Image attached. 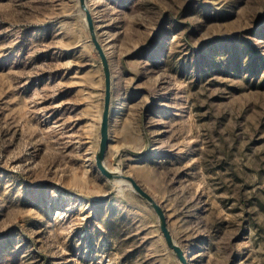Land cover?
Returning a JSON list of instances; mask_svg holds the SVG:
<instances>
[{
	"label": "rangeland",
	"instance_id": "rangeland-1",
	"mask_svg": "<svg viewBox=\"0 0 264 264\" xmlns=\"http://www.w3.org/2000/svg\"><path fill=\"white\" fill-rule=\"evenodd\" d=\"M89 5L107 166L163 206L190 264H264V0ZM248 43L261 58L238 70ZM104 90L79 0H0V264H180L97 168Z\"/></svg>",
	"mask_w": 264,
	"mask_h": 264
},
{
	"label": "water",
	"instance_id": "water-1",
	"mask_svg": "<svg viewBox=\"0 0 264 264\" xmlns=\"http://www.w3.org/2000/svg\"><path fill=\"white\" fill-rule=\"evenodd\" d=\"M80 9L84 13L85 23L90 34L91 42L97 51L104 73L105 90L104 106L100 123V142L96 152V165L101 174L111 181L121 182L122 185H129L133 188L137 196L148 204L156 213L159 219L161 232L166 240L168 247L174 252L180 264H190L184 248L177 242L173 236L167 221V216L163 206L135 179L133 176L111 170L106 164V153L110 140V125L113 114V74L109 57L103 46L98 30L96 28L95 18L89 5V0H79Z\"/></svg>",
	"mask_w": 264,
	"mask_h": 264
},
{
	"label": "trees",
	"instance_id": "trees-1",
	"mask_svg": "<svg viewBox=\"0 0 264 264\" xmlns=\"http://www.w3.org/2000/svg\"><path fill=\"white\" fill-rule=\"evenodd\" d=\"M236 45V44H235ZM245 48L242 49L243 52H239L237 45H236V50L235 51V56L233 58V64L235 65L238 70L241 69V67L245 64L246 62V57L250 58V67L254 70L256 68L258 60H260L261 56L259 54V51L257 48H255L253 45L250 43L244 44ZM246 49V52H245ZM247 55V56H246Z\"/></svg>",
	"mask_w": 264,
	"mask_h": 264
},
{
	"label": "bare ground",
	"instance_id": "bare-ground-1",
	"mask_svg": "<svg viewBox=\"0 0 264 264\" xmlns=\"http://www.w3.org/2000/svg\"><path fill=\"white\" fill-rule=\"evenodd\" d=\"M114 171H117V170H114ZM117 172H121V171H117ZM115 182V184H117V185H122V183L121 182H118V181H114ZM188 257V256H187ZM188 259H189V257H188ZM190 260V259H189Z\"/></svg>",
	"mask_w": 264,
	"mask_h": 264
}]
</instances>
